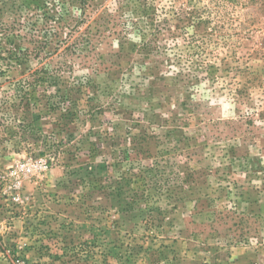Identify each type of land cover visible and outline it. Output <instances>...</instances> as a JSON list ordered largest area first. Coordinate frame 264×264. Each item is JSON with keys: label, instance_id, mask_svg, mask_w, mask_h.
<instances>
[{"label": "rangeland", "instance_id": "1", "mask_svg": "<svg viewBox=\"0 0 264 264\" xmlns=\"http://www.w3.org/2000/svg\"><path fill=\"white\" fill-rule=\"evenodd\" d=\"M48 2L40 55L0 19V264H264V0Z\"/></svg>", "mask_w": 264, "mask_h": 264}, {"label": "trees", "instance_id": "2", "mask_svg": "<svg viewBox=\"0 0 264 264\" xmlns=\"http://www.w3.org/2000/svg\"><path fill=\"white\" fill-rule=\"evenodd\" d=\"M50 4L48 0L45 2H40V0H2L0 2V19L3 17L13 18L10 24L6 23L5 25L8 39L14 36L12 30L15 28L25 30L30 25L39 24L34 31L37 34H33L31 41H29L35 45V56L40 55L44 49L51 45L50 38L52 37H60L59 46L60 43H64L65 39L60 33H49L55 32V29L50 31L53 28L50 22H56L60 19L58 16L49 15ZM10 54L15 59H19V62H23V60L29 58L28 55H31L30 50L27 48H21L19 51L16 49Z\"/></svg>", "mask_w": 264, "mask_h": 264}]
</instances>
